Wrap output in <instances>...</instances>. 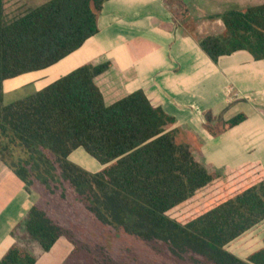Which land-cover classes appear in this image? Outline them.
<instances>
[{"label":"trees","instance_id":"trees-1","mask_svg":"<svg viewBox=\"0 0 264 264\" xmlns=\"http://www.w3.org/2000/svg\"><path fill=\"white\" fill-rule=\"evenodd\" d=\"M105 0H48L6 21L0 0V157L26 186L68 194L104 225L122 229L184 264H264L262 245L245 257L227 245L264 220V169L258 161L210 172L188 143L177 142L175 122L142 88L105 103L95 76L110 65L84 63L38 90L3 104V82L45 69L77 50L97 31ZM178 13H186V7ZM224 30L198 39L217 62L239 49L264 58V3L220 14ZM244 119L237 114L222 129ZM212 131V130H211ZM213 134L216 132L212 131ZM24 156L6 159L10 146ZM83 148L102 167L69 159ZM25 231L44 251L65 237L72 245L62 264H137L89 244L44 207L32 204ZM11 246L0 264H34Z\"/></svg>","mask_w":264,"mask_h":264},{"label":"crops","instance_id":"crops-1","mask_svg":"<svg viewBox=\"0 0 264 264\" xmlns=\"http://www.w3.org/2000/svg\"><path fill=\"white\" fill-rule=\"evenodd\" d=\"M167 1L105 0L97 15L98 31L53 65L65 74L84 63L109 61V67L94 78L105 103L142 88L152 104L175 118L171 129L181 128L191 136L187 143L208 171L237 167L248 161H258L264 169V83H259L264 58L255 59L249 51L239 49L214 62L198 44L199 38L224 30L220 14L225 10L243 9L264 0L202 3L206 15L217 18L202 24L199 38L194 35V28L188 29V3L176 0L187 9L178 16L180 11L173 13ZM179 20L182 26L177 24ZM53 65L45 69L53 71ZM247 68L249 73H244ZM237 114H243L244 119L222 129L223 123ZM224 134L229 135L219 140ZM221 155L227 159L217 161ZM8 175L14 174L0 164V184ZM13 215L16 218V211L7 210L0 217V259L11 246L21 247L11 234L17 223V219L13 224L8 221ZM62 239L67 240L60 237L49 251L37 243L38 252L29 251L36 258L34 264H62L69 252L50 257Z\"/></svg>","mask_w":264,"mask_h":264},{"label":"rangeland","instance_id":"rangeland-1","mask_svg":"<svg viewBox=\"0 0 264 264\" xmlns=\"http://www.w3.org/2000/svg\"><path fill=\"white\" fill-rule=\"evenodd\" d=\"M46 1L48 0H3L4 19L9 21L24 13L26 10ZM212 1L214 2L216 0H182V2H186L189 5V11L186 16V19L189 20L187 23L188 29L194 28V35L198 38L200 36L199 30L200 27H202V24H204V22L211 23L215 18H217L216 15L208 17V15H206L207 11L202 5L204 2ZM242 1L244 3L249 2L246 0ZM167 4L173 13L177 11L181 12L184 9L183 5L176 2V0H168ZM177 24L182 26V21L179 20ZM55 66L56 65H53L52 67L55 69L53 71L51 69H45L37 73H35L36 71H31L5 80L3 82V104H8L16 99L29 95L49 83L53 78H57L62 75L61 73L63 72H60L58 67ZM243 72L249 73V69L247 68V70ZM259 83H264V73H259ZM248 96L250 95L248 94ZM251 97L253 96H250V98ZM200 118L202 119V117ZM167 130H171L170 125L167 126ZM174 135L177 142L187 143L188 140H191V136H189L186 131L181 128L176 129ZM228 135L229 134L221 135L219 140H224ZM84 152L85 151L82 148L74 150L71 155V160L82 167H86L91 170H97L102 167V165L94 157ZM193 154L196 156L195 152ZM20 156H24V150L19 146L12 145L5 153L4 157L7 160H10L17 159ZM217 157H222L221 160L217 158V161H225L224 155ZM0 164H4L1 157ZM217 170L218 171L216 172H224L223 167L218 168ZM0 193V217L4 211H16V218L13 215L8 220L11 224H13L14 222L16 223L17 219L16 226L13 227L11 234L13 239L21 245V248L28 252L32 251L37 253L38 244L35 240L28 236L25 231L23 222L27 213V208L25 206L37 204L44 207L51 215L56 217L63 224L73 228L79 238L89 244L103 245L107 252L115 258L136 261L137 264H184L182 262H175L171 257L165 255L164 253L154 251L148 244L125 233L122 229H116L112 226L102 224L84 208L81 202L74 198V195L68 194L67 196L61 197L60 191L50 193L44 190L38 182L32 186H26L25 183L14 175H8L6 181L0 184ZM8 196L11 198L10 200H8ZM8 203L10 204L6 205ZM2 205L4 207H1ZM263 236L264 220L257 223L250 230L231 241L227 247L238 256L245 257L247 254L260 247ZM70 249L71 244H69L67 240L62 239L56 246V249H54L53 253L49 255L51 259H53L54 255L57 253L61 252V254L66 255ZM3 253L4 251L2 254Z\"/></svg>","mask_w":264,"mask_h":264}]
</instances>
